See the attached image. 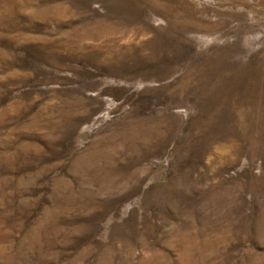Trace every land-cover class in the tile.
<instances>
[{"label":"rangeland","instance_id":"1","mask_svg":"<svg viewBox=\"0 0 264 264\" xmlns=\"http://www.w3.org/2000/svg\"><path fill=\"white\" fill-rule=\"evenodd\" d=\"M0 264H264V0H0Z\"/></svg>","mask_w":264,"mask_h":264}]
</instances>
